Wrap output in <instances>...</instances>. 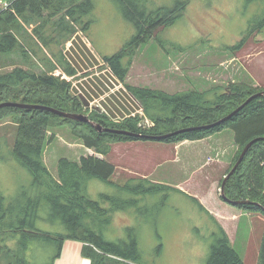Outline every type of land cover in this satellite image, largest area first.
<instances>
[{
  "label": "trees",
  "instance_id": "obj_1",
  "mask_svg": "<svg viewBox=\"0 0 264 264\" xmlns=\"http://www.w3.org/2000/svg\"><path fill=\"white\" fill-rule=\"evenodd\" d=\"M117 1L123 17L134 26L135 34L118 52L101 59L124 83L137 49L150 39L157 38L154 34L159 28L172 26L184 11L185 3L148 11L143 0ZM5 2L8 8L2 9L0 6V68L11 66L13 69L0 73V103L42 105L76 114L85 112L80 101L69 94L68 84L53 73L59 69L70 76L76 74L66 60L64 47L76 40L79 30L85 34L89 22L86 23L84 17L92 10V1ZM263 26L264 20L257 26L251 23L236 49L240 50L246 38L254 32H261ZM125 87L142 106L145 116L153 123L152 128L140 131L135 121L112 125L97 113L89 119L106 128L148 136L195 129L162 141L143 140L97 133L86 123L64 119L46 111L14 107L0 109V118L9 115L17 125L12 157L31 176L28 188L20 189L12 198L0 194V236L14 239L13 246L2 240L0 264H38V260L42 264H53L66 240L87 245L82 253L90 264H144L135 238L127 237L113 242L104 235L105 227L111 223L113 215L137 206L138 201L132 198L121 200L105 194L92 199L87 194L86 184L91 180L104 182L118 193L131 196L162 195L164 198L176 191L170 186L147 179H131L122 186L116 185L110 181L115 172L114 166L95 155L81 157L78 162L60 159L55 179L44 165L42 150L46 130L57 120L68 126L85 148L101 156L107 155L110 145L114 143L154 141L175 144L202 140L229 129L238 148L233 159L234 166L250 141L264 138V96L253 98L225 122L201 128L227 117L250 96L264 90L253 91L250 86L240 83L175 94L129 85ZM224 194L230 201L258 204L231 206L247 212H259L264 216V141L258 140L249 148L234 174L227 180ZM186 197L202 212H206L195 198ZM40 223L49 226L47 231L39 227ZM216 227L206 264H243L224 230L217 224ZM34 245L46 250L47 258L44 255L37 258L32 252ZM257 264H264V231Z\"/></svg>",
  "mask_w": 264,
  "mask_h": 264
},
{
  "label": "rangeland",
  "instance_id": "obj_2",
  "mask_svg": "<svg viewBox=\"0 0 264 264\" xmlns=\"http://www.w3.org/2000/svg\"><path fill=\"white\" fill-rule=\"evenodd\" d=\"M91 1L93 8L84 17L85 22H89L85 34L78 29L74 45H70L69 50L64 47V50L66 60L69 58L78 69H81L80 65L90 69L98 67L95 71L101 72L105 68L100 66L103 63L101 57L118 52L135 34V29L123 17L117 0ZM143 1L148 11L172 8L178 3H185V8L172 26L159 28L154 34L157 38L137 49L124 85L168 94L205 91L229 83L246 84L253 91L264 90V26L261 32L248 36L240 50L236 49L248 26L251 23L257 26L264 20V0ZM12 69L11 66L0 68V73ZM80 80L81 76H76L66 82L72 97H76L75 92L81 88ZM82 114L90 118L96 113L85 110ZM16 128L11 116L0 118V194L7 198L15 196L20 189H27L31 182L27 170L12 157ZM221 143L230 145L229 137L223 136ZM172 145L154 141L120 142L110 145L107 155L97 156L94 150L85 148L68 126L57 120L46 130L42 159L55 179L60 159L78 162L81 157L95 155L115 167L110 181L116 185L150 176L154 183L168 181L199 196L207 194L216 182L214 162H209L210 159L204 156L180 171L176 165L167 163V158L173 157ZM237 151L238 148L232 160L217 175L218 194L224 176L233 167ZM86 191L92 199L105 194L121 200L132 198L138 201L137 206L116 212L105 227L104 235L113 242L135 238L144 264H206L214 241L213 233L217 230L213 221L191 199L177 192H171L164 198L162 195L131 196L118 193L109 184L96 180L87 182ZM227 207L238 215L228 223L233 248L243 264H257L264 216L259 212ZM39 227L47 231L49 226L40 223ZM2 240L9 246L14 245V239L9 240L5 235L0 236L1 243ZM73 242L80 245L83 256L82 251L87 245ZM2 246L3 243L0 244V257ZM64 249L63 260L59 263L89 264L74 248L68 246ZM32 252L37 258L48 256L46 250L39 249L37 245L32 247ZM38 264L42 262L38 260Z\"/></svg>",
  "mask_w": 264,
  "mask_h": 264
},
{
  "label": "crops",
  "instance_id": "obj_3",
  "mask_svg": "<svg viewBox=\"0 0 264 264\" xmlns=\"http://www.w3.org/2000/svg\"><path fill=\"white\" fill-rule=\"evenodd\" d=\"M3 3H6V2L3 1ZM72 44L74 45V43ZM81 48H84V47L82 46ZM57 71H61V70L58 69L54 71V73ZM223 136L229 137L230 145L226 144L227 146H223L224 144L221 143V139ZM232 137H233L232 131L229 129H225L221 132L215 133L212 136L202 139V140L182 141V142H178L172 145L173 146V157L167 158V163H172L176 165L180 171H183L185 166L188 165L189 163H192L194 161H199L204 156L207 157V160L210 159L209 162H214L216 182L214 186L212 185V188L208 189L209 191L207 190L208 191L207 194L204 193L202 194V196H199L196 193L189 191L187 188H184V186L182 185H174L168 181L165 183H161V184H164V185H167V186H170L176 189V191L174 192H177L180 195H183V196L186 195V196L195 198L200 203V205L204 208V210L207 212L206 213L203 211L202 213L208 216L213 221L215 226L217 224L224 230V232L228 236L231 246L233 247V244H232L233 241L229 233L231 229L228 223L232 222L233 219H236L238 215L237 213H235V211H230V209H228L229 207L227 206H231V205L227 204L220 198L218 194V188H217V181H218L217 175H219V172L221 171V169L225 167V165H227L232 160L233 154H235L237 150L236 148L237 146L234 143V137H233V142L231 141ZM97 156H100V155H97ZM214 159L215 161H213ZM143 179H147L148 181L153 182V183L155 182L153 178H151L150 176H143ZM216 230H217V227H216ZM68 246L74 248L75 252H77L82 258H84L80 253V247H79L80 245L78 243L74 244L73 241L66 240L63 243L62 250H61L59 257L54 260L53 264H61L59 262L63 260V254H62L63 250H65L64 248ZM84 259L89 262L88 259L86 258ZM69 264H75V263H69Z\"/></svg>",
  "mask_w": 264,
  "mask_h": 264
},
{
  "label": "built area",
  "instance_id": "obj_4",
  "mask_svg": "<svg viewBox=\"0 0 264 264\" xmlns=\"http://www.w3.org/2000/svg\"><path fill=\"white\" fill-rule=\"evenodd\" d=\"M0 6L2 9H5L7 3L0 1ZM70 45L72 46L73 44L68 42L65 45V49L69 50ZM66 50H64L65 55ZM67 61L75 69L76 74L69 76L61 71H57L53 75L67 83L72 78L81 76V88L77 89L75 96L78 99V96L82 95L87 99L89 106L88 108L82 106L84 110L101 115L112 125H121L127 121H135L140 131H147L153 127V123L145 116L140 103L130 94L124 83L116 78L108 65L101 63L100 66H105V68L99 72L95 71L98 68L94 67L95 65L93 69H90V67L84 68L82 65H80L81 69H78L69 58ZM93 76H95L94 79Z\"/></svg>",
  "mask_w": 264,
  "mask_h": 264
},
{
  "label": "water",
  "instance_id": "obj_5",
  "mask_svg": "<svg viewBox=\"0 0 264 264\" xmlns=\"http://www.w3.org/2000/svg\"><path fill=\"white\" fill-rule=\"evenodd\" d=\"M258 96H264V91L263 92H259L256 93L252 96H250L240 107H238L235 111H233L230 115H228L227 117L221 119L220 121L216 122L213 125H209V126H205V127H201V128H209V127H214L216 125H219L223 122H225L228 118H230L231 116H233L234 114H236L237 112H239L250 100H252L253 98H256ZM78 100L80 101L81 105L85 108H88L89 103L87 101V99L82 96L79 95L78 96ZM5 107H14V108H19V109H26V110H41V111H46L52 114H55L61 118L64 119H69V120H73L79 123H86L89 126H91L97 133H111V134H117V135H125V136H129V137H133L136 139H143V140H155V141H162L164 139H167L171 136L183 133V132H187V131H191L195 128H188V129H181V130H177L173 133L170 134H166V135H161V136H148V135H143L140 133H131V132H127V131H122V130H117V129H111V128H106L104 126H102L99 123H96L92 120L89 119L88 116L83 115V114H76V113H68V112H63V111H59L47 106H42V105H31V104H23V103H15V102H4V103H0V109L1 108H5ZM98 111V110H96ZM258 140L264 141V138L261 139H255L250 141L241 151L236 163L234 164V166L231 168V170L224 176L223 181L221 183L220 186V198L225 201L227 204L229 205H233V206H244V205H253V206H259L256 203H251L250 201H230L226 198L225 194H224V187L225 184L227 182V180L234 174V172L236 171V169L238 168V166L240 165V163L242 162L244 156L246 155L247 151L249 150V148Z\"/></svg>",
  "mask_w": 264,
  "mask_h": 264
},
{
  "label": "bare ground",
  "instance_id": "obj_6",
  "mask_svg": "<svg viewBox=\"0 0 264 264\" xmlns=\"http://www.w3.org/2000/svg\"><path fill=\"white\" fill-rule=\"evenodd\" d=\"M7 3V2H6ZM8 8V7H7ZM101 61V60H100ZM84 115V114H83Z\"/></svg>",
  "mask_w": 264,
  "mask_h": 264
}]
</instances>
